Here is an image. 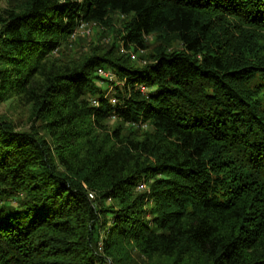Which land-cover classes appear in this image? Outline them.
I'll use <instances>...</instances> for the list:
<instances>
[{"label":"trees","instance_id":"1","mask_svg":"<svg viewBox=\"0 0 264 264\" xmlns=\"http://www.w3.org/2000/svg\"><path fill=\"white\" fill-rule=\"evenodd\" d=\"M3 104L0 264H264V0H0Z\"/></svg>","mask_w":264,"mask_h":264},{"label":"rangeland","instance_id":"2","mask_svg":"<svg viewBox=\"0 0 264 264\" xmlns=\"http://www.w3.org/2000/svg\"><path fill=\"white\" fill-rule=\"evenodd\" d=\"M7 2H8V0H3V4L6 5ZM100 32H101V30L99 28H97L95 25L94 26H91V25L83 26L82 28H80V30L76 34V37L82 41L80 43V46H78V50L79 51H82L84 49L87 50L88 48H90V46H92L93 43L98 42V38L102 37L99 34ZM108 43H109L108 39H103L102 44L106 45ZM131 57L133 60H136V61L138 59L134 55H132ZM141 62L143 65H145V63H146L145 61H141ZM103 74H105V75L103 76ZM100 75L102 77H104V79L108 80L109 82H115V80H116L113 77V75L110 73H104L102 71V72H100ZM142 91H145V89H143ZM0 113L9 114V116H12V118H14V120L16 121V123L18 125H24L25 126L26 116H24L22 114V112L19 113V111L12 112V110H10V108L7 104L6 105L5 104L0 105Z\"/></svg>","mask_w":264,"mask_h":264},{"label":"built area","instance_id":"3","mask_svg":"<svg viewBox=\"0 0 264 264\" xmlns=\"http://www.w3.org/2000/svg\"><path fill=\"white\" fill-rule=\"evenodd\" d=\"M104 75H105V74H103V76H104ZM113 104H116V100H113ZM140 189H144V187H143V188L141 187ZM90 198H91V199H94V196H93V195H90Z\"/></svg>","mask_w":264,"mask_h":264}]
</instances>
